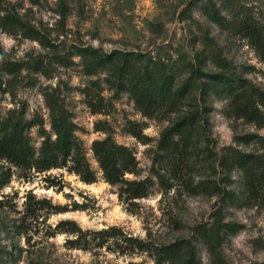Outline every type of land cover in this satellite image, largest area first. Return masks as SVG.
<instances>
[{"label": "rangeland", "instance_id": "rangeland-1", "mask_svg": "<svg viewBox=\"0 0 264 264\" xmlns=\"http://www.w3.org/2000/svg\"><path fill=\"white\" fill-rule=\"evenodd\" d=\"M211 4L222 24L208 15ZM7 11L41 33L33 39L0 26L1 113L25 105L29 120L43 118L52 131L48 101L58 102L76 123L98 178L88 183L68 167L38 172L0 157V171L12 173L0 189V264H174L159 252L185 239L196 246L197 264H214L198 232L218 216L236 228L224 238V262L264 264V175L226 162L235 150L264 155V141L253 137L264 136V125L239 115L230 96L209 91L204 100L197 89L195 104L209 108L208 134L195 147L177 136L165 150L162 132L182 112L145 116L105 71L89 74L83 59L72 56L80 45L145 52L182 81L190 76L186 62L219 72L220 52L264 90V60L252 36L264 32V0H0V15ZM29 134L39 148V127ZM108 135L135 152L137 170L125 178L148 179V196L130 199L127 185L104 178L92 145ZM67 221L82 231L73 233Z\"/></svg>", "mask_w": 264, "mask_h": 264}, {"label": "trees", "instance_id": "trees-1", "mask_svg": "<svg viewBox=\"0 0 264 264\" xmlns=\"http://www.w3.org/2000/svg\"><path fill=\"white\" fill-rule=\"evenodd\" d=\"M208 13L212 20L222 24L221 12L215 5L208 6ZM0 26L11 33L21 31L27 37L40 39V30L15 12L7 11L0 15ZM248 27L253 30L255 26L251 24ZM252 36L257 38L256 44L264 60V32L253 31ZM75 54L83 59L87 73L96 74L99 71H105L111 77L109 81L113 87L118 90H128L145 116H152L155 113L182 112L180 117L162 132L160 147L165 150H169L177 141L183 145L195 147L200 134H208L209 121L206 112L209 108L195 104L194 92L197 89L201 90L204 100L209 91L230 96L239 115L248 116L251 120L264 125V90L249 79L238 75L233 64L220 52L214 55V60L221 67L219 72H206L196 63L186 62L184 67L190 72V76L182 81L178 80L176 71L171 69L169 64L155 60L153 56L145 52L123 50L108 52L102 48L80 45L75 46L72 56ZM210 55L213 60L212 49ZM71 63L72 60L69 64ZM21 71V67L16 70V72ZM48 103L52 131L46 128L43 118L29 120L25 105L10 108L5 114L0 111V157L7 159L15 166L38 172L68 167L79 174L85 182H95L98 174L88 160L83 145L76 137V123L58 102L49 100ZM35 125L39 127L43 137L39 148L33 144L29 134L30 128ZM133 133L138 136L137 132ZM177 136L179 140L174 141ZM253 137L264 141V136L253 135ZM92 149L107 181L112 184L127 185L126 192L129 193L130 199L149 195L150 181L148 179L126 180L125 178L127 173H135L138 167L137 156L130 146L121 144L108 135L94 140ZM226 162L244 168L249 174L254 175L258 171L260 175H264V155L257 156L235 150L229 159L226 158ZM11 179L10 171L1 170L0 189ZM65 223L76 227L73 228V233L82 231L76 222ZM232 225L233 223L226 222L222 216H218L214 223L200 226L198 233L206 242L214 264H226L221 258V249L226 234L231 229L236 230L231 228ZM99 233L111 235L110 230L107 229ZM159 255L162 260H168L174 264H197V249L191 240H178L164 245Z\"/></svg>", "mask_w": 264, "mask_h": 264}]
</instances>
